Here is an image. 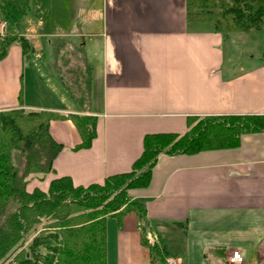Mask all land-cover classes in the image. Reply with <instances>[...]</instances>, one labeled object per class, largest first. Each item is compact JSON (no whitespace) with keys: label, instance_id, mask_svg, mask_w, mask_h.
Listing matches in <instances>:
<instances>
[{"label":"crops","instance_id":"obj_1","mask_svg":"<svg viewBox=\"0 0 264 264\" xmlns=\"http://www.w3.org/2000/svg\"><path fill=\"white\" fill-rule=\"evenodd\" d=\"M30 10L23 27L30 48L16 42L0 60V111L63 115L49 124L63 149L28 192H47L61 177L103 184L131 171L146 135L184 134L191 117L264 115V28L226 33L213 21H189L187 0H31ZM52 37L99 47L87 58L86 108L35 49ZM81 113L96 120L87 148H77L81 135L69 117ZM129 196L146 218L136 211L107 218V264H151L145 225L173 233L163 240L180 247L170 255L178 264H229L233 250L243 264H264V131L243 134L234 147L160 153L149 184Z\"/></svg>","mask_w":264,"mask_h":264},{"label":"trees","instance_id":"obj_2","mask_svg":"<svg viewBox=\"0 0 264 264\" xmlns=\"http://www.w3.org/2000/svg\"><path fill=\"white\" fill-rule=\"evenodd\" d=\"M30 1L0 0V19L10 31L0 38V60L16 42L30 48L18 33ZM187 16L189 21H213L220 32L262 30L264 0H187ZM62 117L50 111H0V264L9 259L15 264H107V218L121 221L136 211L145 221V207L131 200L129 190L149 184L160 153L234 147L243 134L264 131V115L191 117L184 134L146 135L143 153L131 171L109 176L103 184L75 186L71 178L61 177L47 192H28L29 177L50 172L63 149L49 133L51 120ZM69 117L81 135L77 148L89 147L96 137V120L78 114ZM44 221L46 225L38 228ZM145 231L146 225L142 235L150 263L166 264L173 251L159 233L163 245L150 243Z\"/></svg>","mask_w":264,"mask_h":264},{"label":"rangeland","instance_id":"obj_3","mask_svg":"<svg viewBox=\"0 0 264 264\" xmlns=\"http://www.w3.org/2000/svg\"><path fill=\"white\" fill-rule=\"evenodd\" d=\"M30 11L31 10L29 9L27 14L25 15L23 19L22 28L18 32L19 35L22 36L24 39H26L27 36H24L23 27L27 21V18H29ZM7 26H8L7 22H5L3 19H0V31L3 29V32L0 33V38H3L7 34H10V31L7 29ZM50 26L54 28L55 24H51ZM83 42L88 44L87 47H83L82 45ZM33 43H34V46L37 52L41 53V51L43 50V52L45 53L44 59L47 63H49V67L52 70L51 72L57 75L60 78V80L63 82V84L65 85V88L69 92V95H71L74 101L76 102V106L79 108L88 107L90 105L89 104L90 99H89V95L87 96V91L89 88L90 81H89V71L86 68L88 66L87 58L90 59L89 58L90 49L92 52L99 51L98 45L93 44L92 46V43L89 42L88 39L81 41L79 39H66V38L62 39V38H57V37L56 38L52 37L49 40H41L40 45L35 42ZM99 54L100 53L98 52L97 55L99 56ZM79 116H86L89 119L91 118L90 120L95 119L91 115L88 116L83 113L79 114ZM35 175H39V174L31 175L29 177V180L32 179L33 176ZM45 225H46V222L44 221L38 225V228H42ZM148 231L151 232L152 241L154 243H160V245H163L162 240H161V238H164L163 236H169V235L171 236L173 234L169 231L163 234V236H161L160 238L158 237V234L156 233V231H153L152 226L146 229L145 231L146 236L148 234ZM161 233H164V232L162 231ZM34 234L35 232L31 233L29 237H32ZM174 237L176 238V242L178 244L181 242V239H183V236L181 234H178V236H174ZM171 242H174V240H171ZM177 247H171V250L179 251L180 247L179 246ZM182 256L183 255H181L182 261H185V258ZM13 262L14 261L12 259L11 260L9 259L6 264H13Z\"/></svg>","mask_w":264,"mask_h":264},{"label":"built area","instance_id":"obj_4","mask_svg":"<svg viewBox=\"0 0 264 264\" xmlns=\"http://www.w3.org/2000/svg\"><path fill=\"white\" fill-rule=\"evenodd\" d=\"M2 32H3V29L0 31V33H2ZM147 239L149 240L150 243H152V244L154 243L152 241V237H151V232L150 231H148ZM227 262L229 264H243L244 263V256H243L241 251L233 250L227 256ZM165 263L166 264H178L176 258H174V257H167L165 259ZM13 264H15V262H13Z\"/></svg>","mask_w":264,"mask_h":264}]
</instances>
